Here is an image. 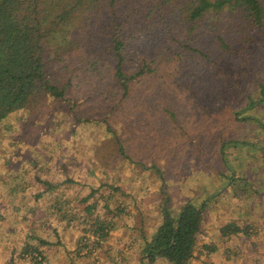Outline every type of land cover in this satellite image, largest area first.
Returning <instances> with one entry per match:
<instances>
[{
	"label": "rangeland",
	"instance_id": "rangeland-1",
	"mask_svg": "<svg viewBox=\"0 0 264 264\" xmlns=\"http://www.w3.org/2000/svg\"><path fill=\"white\" fill-rule=\"evenodd\" d=\"M257 49L224 57L217 79H199L194 63L160 65L162 77L132 81L124 98L110 95L113 68L51 65L65 101L42 100L0 123V264H122L162 221L166 195L175 213L206 202L190 264H264V129L239 119L264 120V103L243 109L259 98ZM231 220L252 234L221 239Z\"/></svg>",
	"mask_w": 264,
	"mask_h": 264
},
{
	"label": "trees",
	"instance_id": "trees-1",
	"mask_svg": "<svg viewBox=\"0 0 264 264\" xmlns=\"http://www.w3.org/2000/svg\"><path fill=\"white\" fill-rule=\"evenodd\" d=\"M258 47L264 69V0H0V123L42 100L65 101V88L52 82L55 62L77 59L89 73L113 68L110 95L124 98L130 96L132 81L143 76L153 80L165 68L189 63L201 67L199 79H217L224 57L243 58ZM85 49L89 53L84 57L77 55ZM255 85L259 98H248L243 109L264 103V74ZM239 119L264 129L259 115ZM107 129L120 142L115 130ZM257 148L264 158V146ZM205 203L187 201L175 213L166 195L162 221L150 238L143 234L142 264H190ZM251 227L228 221L220 228L221 238L251 235Z\"/></svg>",
	"mask_w": 264,
	"mask_h": 264
},
{
	"label": "crops",
	"instance_id": "crops-1",
	"mask_svg": "<svg viewBox=\"0 0 264 264\" xmlns=\"http://www.w3.org/2000/svg\"><path fill=\"white\" fill-rule=\"evenodd\" d=\"M91 206H92V205H90L89 203H87L86 206H85V210H87L88 212L91 211V210H90ZM58 210L62 212L61 207H60V209L58 208ZM222 226H224V224H222L221 227H222ZM221 227H220V228H221ZM135 228H136V227H135ZM135 230H138V229H135ZM135 235H136V234H135ZM137 236H139V235L137 234V235L135 236V240H136V241L139 240V239L137 238ZM221 239H222V238H221ZM42 243H43V242H42ZM100 243H103V240L100 241ZM100 243L98 244L99 246H101ZM137 243H138V245H139V241H138ZM137 243H136V244H137ZM24 245H25V243H23V246H24ZM143 245H144V240H143ZM26 247H27V249H28L29 247H32V249H36V248L38 249V248H39L38 245L33 247V246H30L29 244H28ZM135 247H136V246H135ZM135 247H134V248H135ZM142 249H143V246H142V248L140 249V253H139V252L137 253L138 255H136V257H135V255H133V254H131V253H129L128 251L125 250V253L123 254L124 259L121 258V260L123 261L122 264H130L131 261L129 260V257L132 258V259L134 260V264H142V256H141V255H142ZM127 250H128V249H127ZM127 260H128V261H127ZM157 262H160L161 264H168V263L165 262L164 260H159V261H157ZM157 262H156V263H157ZM67 264H68V263H67ZM69 264H70V263H69Z\"/></svg>",
	"mask_w": 264,
	"mask_h": 264
}]
</instances>
